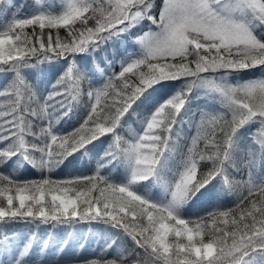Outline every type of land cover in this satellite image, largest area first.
<instances>
[{
    "label": "snow or ice",
    "instance_id": "obj_1",
    "mask_svg": "<svg viewBox=\"0 0 264 264\" xmlns=\"http://www.w3.org/2000/svg\"><path fill=\"white\" fill-rule=\"evenodd\" d=\"M0 264H264V0H0Z\"/></svg>",
    "mask_w": 264,
    "mask_h": 264
},
{
    "label": "trees",
    "instance_id": "obj_2",
    "mask_svg": "<svg viewBox=\"0 0 264 264\" xmlns=\"http://www.w3.org/2000/svg\"><path fill=\"white\" fill-rule=\"evenodd\" d=\"M28 3H31V0H27ZM159 2V0H158ZM24 11H28V9H25ZM129 50H132L131 47H127ZM124 50L125 48H119L118 49V53L115 54V56H113L112 53H106L107 56L109 58H113V59H117L120 55H122L124 53ZM105 56L104 55H101V56H98V59H103V57ZM259 71H257L256 74H258ZM87 86V85H85ZM136 118L133 117V120H135ZM76 121L75 119H73L72 121L68 122L66 125H64V127L68 130H71V128L75 125ZM136 127H139L138 123L135 125ZM82 160H87V158H82ZM82 163L80 160H76V159H73L72 163L71 164H67L65 167H63L61 170H59L58 172L54 173L53 175L57 178H66L67 176L69 175H77L79 174L81 171L87 173V170L89 167H91L90 164H88V161L86 162V164L82 167H78L79 164ZM69 166H75V169L76 171H71L69 170ZM22 178H39V173H36L34 171H28V172H24L22 174ZM233 199L232 197H229L227 198L225 201H224V205L225 206H231L232 202H233ZM20 230L22 229H25V226L24 225H19L17 226Z\"/></svg>",
    "mask_w": 264,
    "mask_h": 264
},
{
    "label": "rangeland",
    "instance_id": "obj_3",
    "mask_svg": "<svg viewBox=\"0 0 264 264\" xmlns=\"http://www.w3.org/2000/svg\"><path fill=\"white\" fill-rule=\"evenodd\" d=\"M15 3H17V4L21 3V0H15ZM125 47H131L132 49L134 48V46L132 45V42H131V39H130V38L127 39L126 44H121V43H119V42H117L115 45L109 44V45L107 46L106 50H105V51H102L101 53H99L98 56L104 55V54H106V53H112V54H113V51H115V54H117L119 48H125ZM120 56H121V55H120ZM120 56H119V57H120ZM116 70H117V71L119 70V65H118V64H117V66H116ZM259 75H260V73L256 74L257 77H258ZM86 162H87V160H84L82 163L79 164L78 167H82V166H84V165L86 164ZM68 169L71 170V171H76L75 166H69ZM23 230H24V229H22L21 231L23 232ZM61 234H62V233H61ZM90 251H91V249L87 250V251L85 252V255L89 254Z\"/></svg>",
    "mask_w": 264,
    "mask_h": 264
}]
</instances>
